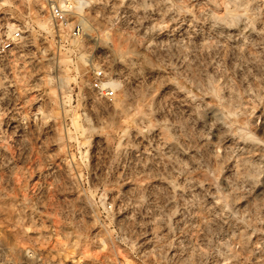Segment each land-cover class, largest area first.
<instances>
[{"label": "rangeland", "instance_id": "1", "mask_svg": "<svg viewBox=\"0 0 264 264\" xmlns=\"http://www.w3.org/2000/svg\"><path fill=\"white\" fill-rule=\"evenodd\" d=\"M61 2L0 0V264H264V0Z\"/></svg>", "mask_w": 264, "mask_h": 264}, {"label": "built area", "instance_id": "2", "mask_svg": "<svg viewBox=\"0 0 264 264\" xmlns=\"http://www.w3.org/2000/svg\"><path fill=\"white\" fill-rule=\"evenodd\" d=\"M72 3L70 0H62L61 3L53 4L50 7V13L52 19L56 25L66 26L69 22L70 14L72 12ZM71 34L74 36H80L83 32V26L79 20L72 22ZM13 38L21 37V32L16 30L12 33ZM9 47V43L4 44L3 47ZM91 87L95 89L100 95L107 98H113L115 96V89L106 73V71L99 67L92 69V75L89 81Z\"/></svg>", "mask_w": 264, "mask_h": 264}, {"label": "bare ground", "instance_id": "3", "mask_svg": "<svg viewBox=\"0 0 264 264\" xmlns=\"http://www.w3.org/2000/svg\"><path fill=\"white\" fill-rule=\"evenodd\" d=\"M73 4H72V7H73V5H75V7L80 11H82V8H80V6H81V0H72L71 1ZM80 11V12H81ZM211 16V15H210ZM216 19V21H221V19H220V17H217V18H215ZM239 19V18H238ZM239 20H241V18L239 19ZM244 21V20H243ZM82 24V23H81ZM247 24V23H246ZM83 25H84V27L86 26V23L83 21ZM249 32L251 33V34H255V30H254V28H250L249 29Z\"/></svg>", "mask_w": 264, "mask_h": 264}]
</instances>
